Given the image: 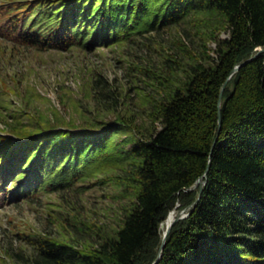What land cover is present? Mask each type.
<instances>
[{"label": "trees", "instance_id": "1", "mask_svg": "<svg viewBox=\"0 0 264 264\" xmlns=\"http://www.w3.org/2000/svg\"><path fill=\"white\" fill-rule=\"evenodd\" d=\"M198 15L216 17L227 36L210 32L214 54L186 63L183 82L162 87L150 130L119 115L0 133V206L92 175L102 180L118 167L133 191L122 225L96 245L25 236L29 250L0 256V264H152L162 222L183 208L190 214L173 224L157 264H264V52L257 54L264 0H8L0 4V35L38 49H89ZM154 69L143 70L155 76ZM92 89L96 104L117 108L121 92L108 79L98 76ZM119 133L129 134L125 144L115 143ZM206 170L200 193L193 185Z\"/></svg>", "mask_w": 264, "mask_h": 264}, {"label": "rangeland", "instance_id": "2", "mask_svg": "<svg viewBox=\"0 0 264 264\" xmlns=\"http://www.w3.org/2000/svg\"><path fill=\"white\" fill-rule=\"evenodd\" d=\"M7 1L0 0V4ZM212 31L227 36L216 17L198 15L145 37L89 49H38L0 35V133L32 130L39 123L95 124L119 115L150 130L153 105L165 93L162 87L182 83L186 63L214 54ZM168 58L178 63L167 62ZM151 66L155 76L143 70ZM161 73L168 77L164 83L157 77ZM98 76L121 92L116 109L96 104L92 87ZM128 136L119 133L113 139L125 144ZM121 173L118 167L107 171L106 179L92 175L64 191L2 204L0 256L29 250L25 236L50 234L76 244L96 245L114 235L133 201V191L126 188Z\"/></svg>", "mask_w": 264, "mask_h": 264}, {"label": "water", "instance_id": "3", "mask_svg": "<svg viewBox=\"0 0 264 264\" xmlns=\"http://www.w3.org/2000/svg\"><path fill=\"white\" fill-rule=\"evenodd\" d=\"M260 52H264V48L260 47V48L258 49L257 54L260 53ZM257 54H256V55H257ZM253 57H254V56H253ZM240 66H241V64L236 65V66L232 69L230 75L227 77V80L224 82V84H223V86H222V89H221V92H220V101H221V97H222L223 89H224V87H225V85H226L228 79L231 77V75H232L234 72H236V71L239 69ZM219 122H221V119L219 120ZM207 170H208V169H207ZM207 170H206V172L204 173V175L201 176V177H199V178L197 179V181H196V182L194 183V185H193V187H197V186L200 187V193L202 192V189H203L204 185L207 183ZM198 199H200V196L197 198V200H198ZM194 204H195V202L192 203L189 207H192ZM189 214H190V212L187 211V208H183V209H180V210L177 211V214H176L175 218L170 222V224L167 226V228H166V230H165V232H164V234H163V240H162V244H161V246H160V251H159L158 257H157V259H156L152 264H157V263L159 262V260L161 259V257H162V251H163V247H164V244H165L166 237H167V235L169 234V232H170V230H171L173 224H174L175 222H177L179 219H182V218L188 216Z\"/></svg>", "mask_w": 264, "mask_h": 264}, {"label": "bare ground", "instance_id": "4", "mask_svg": "<svg viewBox=\"0 0 264 264\" xmlns=\"http://www.w3.org/2000/svg\"><path fill=\"white\" fill-rule=\"evenodd\" d=\"M177 211H178L177 209H172L171 211H169L166 219L162 222L161 228L164 232H165L167 226L170 224V222L175 218ZM164 232H163V234H164Z\"/></svg>", "mask_w": 264, "mask_h": 264}]
</instances>
